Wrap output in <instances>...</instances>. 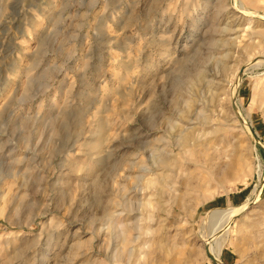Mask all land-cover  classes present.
Instances as JSON below:
<instances>
[{
    "label": "rangeland",
    "instance_id": "rangeland-1",
    "mask_svg": "<svg viewBox=\"0 0 264 264\" xmlns=\"http://www.w3.org/2000/svg\"><path fill=\"white\" fill-rule=\"evenodd\" d=\"M263 62L264 0H0V264H264Z\"/></svg>",
    "mask_w": 264,
    "mask_h": 264
},
{
    "label": "bare ground",
    "instance_id": "bare-ground-1",
    "mask_svg": "<svg viewBox=\"0 0 264 264\" xmlns=\"http://www.w3.org/2000/svg\"><path fill=\"white\" fill-rule=\"evenodd\" d=\"M259 62H261V60H259L257 63H259ZM262 63V62H261ZM264 63V62H263ZM253 67V66H252ZM243 212V209H239V210H233V209H230V210H220L219 212H217L216 214H223V215H225L226 216V218H227V225H228V223H230L229 221H231V219L232 218H234V217H236V216H238L239 214H241ZM214 240V239H213ZM210 242H211V240H210ZM210 242L208 243L209 244V246H211L210 245ZM211 248H212V250H213V253L216 255V257L214 256V255H212L211 253H210V251H208V253H209V255H210V257H211V259H214L216 262H217V264L219 263V264H223L220 260H219V256H220V254H221V251H222V247L221 246H218V247H212L211 246ZM217 258V259H216Z\"/></svg>",
    "mask_w": 264,
    "mask_h": 264
}]
</instances>
